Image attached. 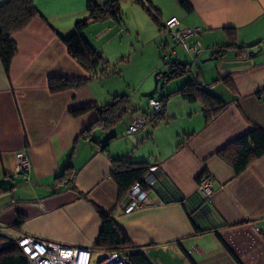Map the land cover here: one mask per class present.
<instances>
[{"label":"crops","instance_id":"0c3cea01","mask_svg":"<svg viewBox=\"0 0 264 264\" xmlns=\"http://www.w3.org/2000/svg\"><path fill=\"white\" fill-rule=\"evenodd\" d=\"M135 1L121 3L120 22H90L82 35L112 69L130 62L124 57L125 36L157 41L159 48L142 68L141 80L137 74L123 76L118 67L113 75L99 71L91 76L68 54L62 38L87 15L86 0H34L38 14L11 34L16 52L7 72L0 61V238L7 242L28 234L91 247L92 254L99 255L105 252L94 246L101 228L100 209L111 214L149 264H264V155L239 174L217 155L253 127L264 131V0H143L161 21L176 17L179 28L200 29L195 73L164 85L160 79L162 88L155 98L194 80L224 107L206 121L200 102L172 95L165 99V120L126 133L131 114L148 108V99L137 92L152 89L146 77L157 69L156 51L160 57L162 47L170 46ZM227 30L237 47L206 60L228 42ZM181 50L173 48L171 57L190 64ZM50 78L85 83L50 91ZM116 95L129 97L127 112L113 126L100 128L96 107ZM81 108L86 110L71 113ZM89 134L106 149H99ZM17 153L29 159L25 172L17 168ZM116 159L157 167L185 198L197 194L196 178L208 173L212 179L208 210L193 221L183 204L158 203L151 191L147 205L125 212L127 194L119 195L111 176V160ZM70 171L74 188L56 179Z\"/></svg>","mask_w":264,"mask_h":264},{"label":"trees","instance_id":"16d2710c","mask_svg":"<svg viewBox=\"0 0 264 264\" xmlns=\"http://www.w3.org/2000/svg\"><path fill=\"white\" fill-rule=\"evenodd\" d=\"M124 1L127 0H106L104 2H100L99 0H86L87 15L75 22L73 32L70 35L62 38L68 54L91 76L97 75L99 71H101V74L108 75L111 70L102 54L93 48L84 38L82 31L90 22H102L109 19L120 22L122 20L121 3ZM135 2L144 9L161 32L162 22L153 7L147 5L143 0H136ZM181 4L184 8L190 9L185 2L182 1ZM37 14L38 11L34 6V0H6L0 3V61L5 72L8 71L10 61L16 52V45L11 39V34L22 30ZM227 34L228 42L224 45L217 46L213 55L220 56L225 49L233 46L237 47L235 39L231 35L232 31L227 30ZM165 47H162L161 55ZM171 48L173 49V47ZM160 58L164 65L167 66V72L161 78L162 85L182 78L190 71V64L188 63H182L175 59L167 62L168 59H163L162 56ZM222 81L232 88L228 78H223ZM84 83V81L50 78L48 80V87L50 91H57L66 88H78L84 85ZM203 90V86L199 82L196 83L194 80H190L176 91L156 99L162 103L163 109L165 107V99L172 95H179L188 102L198 101L204 109L207 121L224 107V103ZM128 105L129 97L127 95L114 96L112 102L96 107L98 113L96 123L103 129L113 126L127 112ZM85 110V108L76 109L72 110L71 113L73 115H79ZM161 116L163 117L164 114L160 115V118ZM92 126L84 130L82 137H86L83 134L88 133ZM87 138H91L90 134ZM91 139L90 141L99 145V149H106V144L100 145L94 139ZM217 155L232 167L235 174L241 173L254 160L264 155V131L258 127H253L245 135L223 147L218 151ZM111 162V176L118 185L120 196H123L135 182L141 183L149 168L144 163H135L129 160L122 161L121 159H116L111 160ZM156 175L158 176V180L154 190L157 196L162 199L163 203L181 202L182 198L185 199L186 206L193 212L191 215H188L193 221L196 216L202 215L208 210L209 206L203 201L199 192L191 198H185L158 172H156ZM200 175L196 178V181H198ZM56 179H64L70 188H74V173L72 171L62 173ZM97 213L101 219V228L94 243L96 248L118 252L124 257L127 264H149L140 252L131 246L130 241L120 231L111 214L100 209H97ZM0 244H3L0 246V264H26V259L15 242H3L0 238Z\"/></svg>","mask_w":264,"mask_h":264},{"label":"built area","instance_id":"2783aa9c","mask_svg":"<svg viewBox=\"0 0 264 264\" xmlns=\"http://www.w3.org/2000/svg\"><path fill=\"white\" fill-rule=\"evenodd\" d=\"M162 22V31L171 38L175 45L182 47L194 61L199 55L201 49L196 40L200 29L198 27L179 28V21L176 17H170ZM173 49L166 45L162 52L163 59H169ZM164 114L162 103L154 97L148 98V108L146 111H135L130 116V121L126 128V133H134L143 129L146 125H156L166 118L160 115ZM17 168L20 172L29 169L30 162L27 155L17 153L15 155ZM157 167L150 166L143 177L141 183L135 182L127 191L128 202L124 207L125 212H130L147 205L149 201V192H154L158 203H163L154 190L158 176ZM197 190L203 201L209 204L212 197V179L208 173H202L197 181ZM186 207V212L191 215L193 212L185 204V199L181 202ZM20 249V252L26 259V264H127L124 257L116 251H105L106 254L99 262L92 261L91 247H72L62 245L53 241H47L38 237L24 234L16 240H12ZM3 244H0L2 246ZM102 254V253H101Z\"/></svg>","mask_w":264,"mask_h":264},{"label":"rangeland","instance_id":"374dc122","mask_svg":"<svg viewBox=\"0 0 264 264\" xmlns=\"http://www.w3.org/2000/svg\"><path fill=\"white\" fill-rule=\"evenodd\" d=\"M123 17V16H122ZM159 31V30H158ZM140 32L141 33H143V31H142V29H140ZM146 33V32H145ZM159 33V32H158ZM165 34V33H164ZM165 36H166V39L170 42V46L171 47H173V48H175V47H178V49L179 50H183V51H185L183 48H181L180 46H178V45H175L173 42H172V40H171V38L168 36V34H165ZM140 38H142V39H139V40H137L136 38H134L133 36H125V38L123 39V43H124V52L126 53L125 55H124V57H125V61H128V59L130 58V62H129V64L128 63H126V64H128V66H126V67H123L122 69H123V76H135L136 74V76H138L139 75V77H138V79L137 80H139L140 79V73L142 72V68H144V65L146 64V61H148L149 60V58L152 56V55H155V47H156V50H157V47L159 48V46H157V41L155 42V43H150V42H148V40H146V39H144L143 37H142V35L140 36ZM158 44H159V42H158ZM181 50V51H182ZM186 54L189 56V60H190V71H189V73H187L188 75L190 74V72H193V73H195V70H196V68H195V66H194V64H193V60H192V58L190 57V55L186 52ZM186 55V57L188 58V56ZM160 56H162L161 55V52H160ZM155 57H157V61H158V64H157V69L154 71V72H152L150 75H148L146 78H147V80H148V83H150L151 82V86L153 87V85H154V81H155V77H154V75H155V73L156 72H161V71H165L166 70V65H164V63H163V61H162V59H160V57H159V55L157 54V51H156V56ZM199 58V57H198ZM175 59V55H172V57H170V59H168V61L167 62H169L170 60H174ZM201 60L202 59H200L199 58V63L201 64ZM120 62H118L117 64H119ZM124 66V65H123ZM118 66L116 65L115 66V70H117L116 68H117ZM120 68L118 67V70H119ZM122 69H120V70H122ZM110 73H109V75H113L114 74V69H112V68H110ZM186 74V75H187ZM194 77H195V75H194ZM134 78V77H133ZM136 78V77H135ZM178 79H182V78H178ZM141 80V79H140ZM177 81V80H176ZM139 82H141V81H139ZM161 82V81H160ZM151 87V88H152ZM160 88L158 87V90H157V92L153 95V97H158L159 95H160ZM138 93V95L141 97V91H138L137 92ZM143 100H146V99H148V97H141ZM98 255L97 254V251H96V253H93L92 254V261H95L96 260V256Z\"/></svg>","mask_w":264,"mask_h":264},{"label":"water","instance_id":"95a60500","mask_svg":"<svg viewBox=\"0 0 264 264\" xmlns=\"http://www.w3.org/2000/svg\"><path fill=\"white\" fill-rule=\"evenodd\" d=\"M219 58L218 55H215L213 57L207 58L206 60H210V59H217ZM167 70L165 71H161V72H156L154 77L156 78L154 81V85L152 87V89H150L149 91L146 92H142L141 93V97H153V95L157 92L158 87L161 89L162 85H159L160 79L162 78V76H164L166 74ZM106 256L105 253L99 254L96 257V262H99L102 258H104Z\"/></svg>","mask_w":264,"mask_h":264}]
</instances>
